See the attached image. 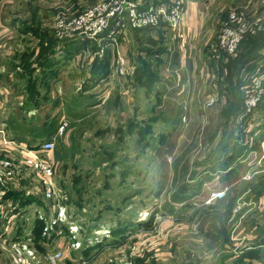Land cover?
I'll return each instance as SVG.
<instances>
[{
  "label": "rangeland",
  "instance_id": "obj_1",
  "mask_svg": "<svg viewBox=\"0 0 264 264\" xmlns=\"http://www.w3.org/2000/svg\"><path fill=\"white\" fill-rule=\"evenodd\" d=\"M97 1L7 0L3 3L4 7L0 12V32H16V28L11 27L8 23L17 16L22 17V19L29 17L33 9H36L40 15L42 13L50 15L53 14L54 8H61L69 17H73ZM173 1L176 0L171 2ZM76 2L78 3L77 6H75ZM171 2H166V5ZM236 2L237 0H220L218 15L216 3L213 4L209 10L210 21L220 18L223 24L228 12L235 8ZM46 3L50 7L41 10V4ZM236 9L249 16L252 14L240 7ZM261 11L259 10V12ZM182 13L178 27L175 28L178 31H180L182 23ZM260 16L263 17V15ZM43 22H47V26L52 28L50 23L53 22V19L43 20ZM36 27L37 31L41 30L39 26ZM81 38L84 39H81L80 46L82 48L84 44H88L86 41L88 39L86 37ZM217 41L218 37L215 48H217ZM53 42L54 40H50L49 45L41 49L38 54L36 53L37 56L30 50L27 57H23V59L21 57L19 64L23 69L26 68L31 71L28 73L29 76L35 75L32 67L38 65V61L42 59L44 52L46 54L47 51L50 52V46ZM136 45L132 40L128 42V46L124 45V49L129 48L133 62H136ZM92 46L94 47V43L83 48L82 54H78L72 59L71 70L75 77L74 82H70L72 85L69 87L72 95L69 93L68 95L71 99L74 96V98H79L77 88L79 85L77 83L83 82L89 73V52L93 49ZM246 46L251 47L245 41L236 53L232 55L221 53L219 57L216 56L217 59L222 57L221 62L228 65L227 76L230 75L229 81L232 76L234 79L241 80V75L243 78L247 72L248 68L242 70L241 73L229 72L231 64L236 66L239 63L238 56ZM98 53L101 54V52ZM219 53L217 50L216 54L219 55ZM91 55L94 56V53ZM115 69L117 72L114 76V82H117L120 87H113L111 90L107 88L106 90H109L110 93L105 98L103 107L100 106L102 115H105L102 123L110 115V120L108 119L110 126L109 129H101V136L97 137V139H102L103 144H107L108 147H104V145L103 147H93L94 138L93 141L82 140L81 147L78 145L72 147L73 145L70 144L68 146L63 140L67 129L63 134L58 133L62 114L72 118L76 111H80L82 114L88 111L86 97L82 99L81 103L69 99L70 103L66 101L62 105L49 103L42 105L41 109H33L29 108L31 104H23L21 106L23 108L20 109L22 98L16 101L15 94L20 95L22 91L28 90V85L23 80L21 82L16 81L19 87H14L10 83L12 99L8 104L0 103L1 119L11 122L17 115H28L29 118V113H35L34 117L38 114L46 116V113H50L49 123L53 119L55 124H58L57 133L59 135H50V138L46 134L34 135L37 136L34 138L28 137L36 147H41V144L46 140H52L55 144V147L50 151L41 152V157L47 160L53 169V175L50 176L48 184L41 180V177L45 176L44 174H37L31 168L20 165L21 158L25 156V150H23L24 153L21 152V157L18 159H14L16 156L12 148L7 149V155L4 154L14 163V171L11 174L8 173L10 169H5V174H0V178H2L0 187L1 184H4L2 187H13L19 191L29 190L31 191L29 197L38 198L42 201V205L29 206L26 202L23 203V195L17 196L18 199L16 198V200H20L22 203V207L18 210L23 208L20 212L22 216L14 215V222H12L11 227L9 226L10 228L8 227L9 230L0 232V264H52L47 260V257L58 251H64V249L67 251L62 253L58 264H68L67 261L71 259L79 264L77 262L79 257L82 258L80 264H254L253 259L260 258L261 251L264 249L255 248L256 244H264V200L255 201L250 193L246 196H241V194L234 196L237 191L240 193L242 190L252 187L253 183H247L252 181L241 180L232 187V189L235 187L232 195H228L224 200H209L212 191L229 186L226 184L220 187L219 184L208 183L209 180L200 182L201 179H206L202 174L210 175L212 173L213 176L220 174V166L215 167L220 163L218 153L220 148L207 147V149L210 148L209 152H212V154L207 155L204 152L207 150L206 148L203 151V147H195V149L194 147H187L186 153L181 158H176L181 148L184 147H119L121 140L114 139L116 130L119 133L122 131L118 123L120 120L124 121L122 116L125 113L130 115L132 111L134 113L136 111L132 110L131 103L124 104L125 106L121 108V105H114L113 100L118 89V91L128 90L125 95H129V99L132 101L135 99V89L133 85L126 88L121 87L120 82L126 83V79L124 78L125 75L120 74L117 70V59ZM232 70L234 71L233 68ZM251 74L245 75L244 82ZM6 81L12 82L14 80L11 76ZM242 85H246V83ZM214 88L220 92L217 86ZM1 93V96L5 94L4 91ZM80 93L82 96L86 95L83 94V91ZM239 94L240 97L243 96V88ZM219 95L220 93L218 95L211 93L206 97L204 103L206 107L214 109L217 107L215 110L212 109L213 111L208 110V112L214 113L220 107V101H217ZM212 99L214 101L210 104ZM12 109L19 110L13 113L11 112ZM184 113L187 115L185 109L182 110L181 115ZM71 120L67 130L70 138L68 141L73 137ZM3 122L6 121H0L1 124ZM78 123L82 122L77 121V128H79ZM188 124L187 115V122L185 124L180 123L179 131L184 130ZM95 127L87 122L85 125L86 133L90 135L92 130L96 129ZM4 138L11 143H13L12 140L16 144L21 143L9 135ZM10 144L1 146L10 147ZM200 149L203 152L200 151V153ZM237 149L239 154H245L248 161L250 159L253 163L256 162L253 164L255 166L253 170H256L255 183L260 189H263L264 158L255 157V155L248 158V149L245 147H237ZM210 159H215L212 162L214 167L209 169L211 173L206 174L207 167H204V164ZM194 160L195 165L192 167L190 164L188 167L185 166L188 161ZM240 169L242 170V168ZM244 170L246 172L248 169L244 168ZM3 175L4 177H2ZM232 189L229 191L232 192ZM238 204L241 205V208L235 211L234 209ZM4 209V213H0V229L7 226L8 207L5 206ZM12 210L14 209L12 208ZM60 210H64L63 219H57ZM36 218L43 220V226L37 230L39 229L38 231L44 233L45 237L37 240L30 235V229L36 228V225L39 224H36ZM119 230V236L112 235L114 231ZM114 241L117 243H113ZM67 245H71L73 249L78 248L68 252Z\"/></svg>",
  "mask_w": 264,
  "mask_h": 264
},
{
  "label": "crops",
  "instance_id": "obj_2",
  "mask_svg": "<svg viewBox=\"0 0 264 264\" xmlns=\"http://www.w3.org/2000/svg\"><path fill=\"white\" fill-rule=\"evenodd\" d=\"M132 1L137 5L139 4L141 9H147L150 5L162 2L168 3L172 0ZM180 1H182L183 5L180 31L169 24L141 30L128 29L121 33L116 38V41H112L108 37L87 38L88 44H84L82 48L81 46H71L70 43L82 41L81 39L83 38L75 36L62 39L58 36L57 24L71 18L61 8H54L52 10L53 14L50 15L45 13L40 15L36 9H33L29 17L23 19L19 16H17L18 19L14 17L8 24L16 28V32H0V103L8 104L11 101L10 83L14 87H19L16 84L17 80L19 82L23 80L28 85V90L22 91L20 95L15 94L16 101L22 98L20 109L23 108H21L23 104H31L29 108L33 109H41L42 105L49 103L62 105L66 101L70 103L69 99L77 100L81 103L82 99L86 97L88 111L84 114L76 111L73 113L72 118L65 114L60 115L61 121L64 119L69 120V125L72 119L73 137L68 141L70 139L67 132L68 126L64 136L65 139L63 140L68 146L73 145L72 147H74L78 145V147H81L82 140L93 141L92 139L94 138L95 143L92 146L103 147L102 139H97V137L101 136V129H109L110 115L106 117L109 120L104 119L102 123L105 115H102L100 106L103 107L102 104L110 93L109 90H106L107 88L111 90L113 87H120L117 82H114V76H116L115 73L117 72L115 69L116 59L124 56L128 60L127 71L124 74L125 77L123 76L126 79V83L120 82V84L123 88L133 85L135 99L131 101L129 95H125L128 90L118 91L117 89L113 102L114 105H121V108L125 106L124 104L128 105L131 103L132 110H135L136 113L132 111V115L126 113L124 115V112H122L124 121L120 120V123H118L122 131L119 133L116 130L114 136V139L121 140L119 147H184L181 148L176 158H181L186 153L187 147H194V149L195 147H203V151L207 147H218L220 148V152H218L220 163L215 167L220 166V174L211 175L212 173L209 169L214 167L212 162L215 159H210L204 164V167H207L206 174H211H202L206 179H201L200 182L209 180L208 183L219 184L220 187L228 184L231 185V191L232 187L241 180H251L252 182H245L253 183L252 187H248L240 193L237 191L234 196L240 194L241 196H246L250 193V196L255 201H263L264 186H262L263 189H260L255 183L256 170H253L255 167L253 164H256V162L253 163L250 159L248 161L245 154H239L237 147L248 149V158H252L254 155L255 157L264 158V102L255 109L252 115L244 118L242 117L243 96L240 97L239 94L241 88L245 86L242 84L246 83V81L244 82L245 75L253 73L261 64L264 67V43L258 52L250 58L245 56L249 51V47L246 46L241 50L238 56L239 63L236 65L237 70L238 73H241L242 70L248 68L247 72L243 78L241 75V80L234 79L232 76L229 81L228 77L230 75L227 76L228 65L221 62L222 57L220 59L216 58V40L222 22L220 18L210 21L209 16V10L215 3L218 15L220 0ZM4 2H7V0H0V12L3 10ZM236 3L235 8L240 7L247 13H252V16L263 15L264 17V0H237ZM77 5L78 3L76 2L75 6ZM49 7L48 3L41 4V10H46ZM37 9L40 10L39 8ZM259 10L262 11L259 12ZM48 19H53V22L50 23L52 28L47 26V22H43V20ZM36 26H39L41 30L37 31ZM260 31L264 32V24L263 29ZM50 40H54V42L50 46L51 50L48 53V57L40 59L38 65L32 67L35 75L29 76L28 73H31V71L26 68L23 69L21 64H19L21 57L22 59L27 57L30 50L37 56L41 49L49 45L48 42ZM130 40L137 44L136 62L131 61L129 48L124 49V45L128 46ZM91 43H94V47L92 46L93 49L89 52V73L83 82L80 83L79 81L77 83L79 85L77 87L79 98H74V96L71 99L68 95V93L71 94L69 87L72 85L70 82H74L75 77L72 75L73 71L71 70L72 59L78 54L81 55L83 48H87ZM98 52H101V54ZM93 53L94 56L91 55ZM136 68H138L137 74ZM11 76L14 81H6ZM214 86H217L220 92ZM2 91L5 92L3 96H1ZM80 91H83V94L86 95L82 96ZM211 93H216L217 95L220 93L219 100H217L220 101V107L214 113H210L208 110H215L217 107L214 109L204 105L206 97ZM124 99H126V102H124ZM183 109L186 110L189 124L184 130L179 131L178 125L180 124L179 121ZM15 110L12 109L11 112L16 113L19 109ZM34 115L35 113H29V118L28 115H17L11 122L2 120L0 115V121H6L2 124L0 123V142L7 135L21 141V143L19 142L20 144H16L12 140L13 143L9 145L10 147L0 146V157H8L4 156V154L7 155V149L10 148H12L16 156L14 159L21 157V152L24 149H37L39 146L36 147L31 142V139H28L29 136L34 138L38 135L46 134L50 138V135H59L57 133L58 124L56 125L53 119L49 123L50 113H46V116L38 114L34 117ZM77 121L82 122L78 123L79 128H77ZM87 122L92 127L96 126V129H93L90 135L86 133L85 125ZM120 136L122 137L120 138ZM114 145L116 144L114 143ZM104 147H108V145L105 144ZM209 151L210 148L204 152L207 155L212 154ZM189 164L192 167L196 162L195 160L188 161L185 166L188 167ZM244 168L248 170L245 172ZM0 188H2V185ZM6 189V192L11 195L5 196L6 193L4 194L5 201L0 203V213H4L6 206L8 209L12 207L14 209L12 210L11 208L13 213L17 214L18 212L22 216L20 212L23 208L18 211L22 207V203H20V200H16V198L18 199V192L21 191L8 186ZM234 189L235 187L232 192H228V195H232ZM26 191H24V195L28 197L30 193H28L29 190ZM227 196L220 200L226 199ZM26 204L29 206L42 205V201L37 198L31 202H26ZM2 230L7 232L9 228H2L0 232ZM30 230L32 238L35 237V240H37L35 228ZM43 234L41 232L40 237L45 238ZM255 248H264V244H256ZM262 250L261 257L253 259L254 264H264V249ZM67 262L68 264H76L72 259Z\"/></svg>",
  "mask_w": 264,
  "mask_h": 264
},
{
  "label": "built area",
  "instance_id": "obj_3",
  "mask_svg": "<svg viewBox=\"0 0 264 264\" xmlns=\"http://www.w3.org/2000/svg\"><path fill=\"white\" fill-rule=\"evenodd\" d=\"M183 10L182 1L176 0L169 5L160 3L150 5L147 9H141L132 0H98L91 6L82 10L79 14L69 18L68 20L61 21L57 24L58 36L62 39L70 37H86V38H101L108 37L112 41L128 29H140L145 27H159L163 24H169L173 28L178 27L181 13ZM263 29V17L249 16L239 11L236 8L231 9L225 20L223 21L221 31L218 36L217 50L223 55H232L238 51L242 41L247 34H255ZM128 67V60L124 56L117 58V70L120 74H125ZM243 114L242 117L247 118L253 114L255 109L264 102V67L259 65L257 69L246 79V85L243 88ZM214 101L212 99L210 104ZM187 122V115H181V124ZM69 126V120L64 119L58 127V133L63 134ZM6 138L0 142V146L10 144ZM54 142L46 140L34 150L24 149L25 156L21 160L24 167H29L37 174H44L41 180L48 184V180L53 175L52 166L49 162L41 157L42 151H50L53 149ZM40 148V149H39ZM10 169L8 173H13L14 163L7 158L0 157V174H5L4 170ZM4 177V175L2 176ZM2 178H0V181ZM4 185V184H1ZM7 186L0 188V203L5 201L4 194L6 193ZM230 185L214 190L209 195V200L222 199L228 195ZM28 193H31L29 191ZM241 205L235 207V211L239 210ZM7 226L5 229L12 225L13 217L16 215L12 210L8 209ZM18 215V213H17ZM64 210H60L57 219H63ZM9 227V228H10ZM68 246V252L74 251L71 245ZM75 245L73 244V247ZM80 247V246H79ZM72 249V250H71ZM71 250V251H70ZM64 251H67L64 249ZM64 251H58L54 255L47 257L52 264H58ZM82 258H77L80 264Z\"/></svg>",
  "mask_w": 264,
  "mask_h": 264
},
{
  "label": "trees",
  "instance_id": "obj_4",
  "mask_svg": "<svg viewBox=\"0 0 264 264\" xmlns=\"http://www.w3.org/2000/svg\"><path fill=\"white\" fill-rule=\"evenodd\" d=\"M148 28H150V27L140 28L139 30H141V29H148ZM263 33H264L263 31H260V32H258L256 34L249 33V34L246 35V37L242 41V43L246 41L248 44L251 45V47H249V51L245 54V56L247 58H250V57L254 56V54H256L258 52V50L261 48L262 44L264 43V37L262 35ZM81 42L82 41H74V42H72L70 44H71V46L74 45V47H78V46L81 45ZM48 52L49 51H47V54L44 52L42 59H46L48 57ZM232 68L234 69V71L232 70ZM236 70H237V67L234 66L233 64H231L230 65V68H229V72L230 73H233V72H236L237 73L238 70L237 71ZM137 72H138V68H136V74H137ZM242 110H243V108H242ZM179 123H181V119H180ZM18 193H19L20 196L21 195L24 196L23 203H25V202H31L34 199V197H29V195H28V197H26V195H24L25 194L24 191H21V192H18ZM6 195H11V194L9 192L8 193L6 192L5 196ZM35 221H36V224L39 223L38 225H36L35 230H36V236H37V238L40 239L41 238L40 237L41 236V231H38V230L41 228V226H43V220H41L39 218H36ZM37 228H39V229L37 230ZM118 233H120V230L119 231H114L112 235L119 236L120 234H118ZM114 240H118V239H114ZM113 243H117V241H114Z\"/></svg>",
  "mask_w": 264,
  "mask_h": 264
},
{
  "label": "bare ground",
  "instance_id": "obj_5",
  "mask_svg": "<svg viewBox=\"0 0 264 264\" xmlns=\"http://www.w3.org/2000/svg\"><path fill=\"white\" fill-rule=\"evenodd\" d=\"M7 159H9V157H6Z\"/></svg>",
  "mask_w": 264,
  "mask_h": 264
}]
</instances>
